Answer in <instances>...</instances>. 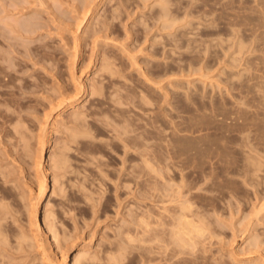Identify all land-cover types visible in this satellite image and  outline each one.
Returning a JSON list of instances; mask_svg holds the SVG:
<instances>
[{"label":"rangeland","instance_id":"1","mask_svg":"<svg viewBox=\"0 0 264 264\" xmlns=\"http://www.w3.org/2000/svg\"><path fill=\"white\" fill-rule=\"evenodd\" d=\"M0 19V264H47L35 241L46 242V210L53 251L70 264L80 250L106 264L118 243L128 247L115 264H167L186 247L181 236L182 253L168 245L183 205L188 223L205 221L192 228L204 244L189 241L197 260L188 245L174 264H264V0H0ZM79 79L86 100L59 129L58 104L79 95ZM154 227L161 242L146 245Z\"/></svg>","mask_w":264,"mask_h":264},{"label":"bare ground","instance_id":"2","mask_svg":"<svg viewBox=\"0 0 264 264\" xmlns=\"http://www.w3.org/2000/svg\"><path fill=\"white\" fill-rule=\"evenodd\" d=\"M164 2H165V1H164ZM91 6H92V5H91ZM91 8H92V7L89 8V12H90V14H86V15L92 16V15H91V12L93 11V8H92V9H91ZM96 8H97V7H96ZM93 12H94V11H93ZM6 17H7V16H6ZM85 18H86V17H85ZM4 19H5V18H4ZM0 20H1V19H0ZM10 20H11V19H10ZM88 20H89V19H88ZM12 22H14V21H12ZM171 22H172V21H171ZM0 23H1V22H0ZM5 23H6V22H5ZM167 23L169 24V22H167ZM165 24H166V23H165ZM173 24H175V22H174ZM6 25H7V24H6ZM21 25H22L21 28L23 29L25 26H24L23 24H21ZM170 25H171V23H170ZM9 26H10V25H9ZM170 27H171V26H170ZM13 28H16V27H12L11 31L13 30ZM18 28H19V27H18ZM26 28H27V27H26ZM14 30H16V29H14ZM14 30H13V31H14ZM23 30L26 31V32H28V29H23ZM17 37H18V36H17ZM26 37H27V36H26ZM103 66H104V65H103ZM111 66H112V65H111ZM105 68L107 69V68H108V65H107ZM110 69H111V68H110ZM74 75H75V73H74ZM81 78H82V77H81ZM79 80H80V79H79ZM76 81H77V80H76ZM78 82H79V81H78ZM76 89H78V88H76ZM79 89H80V93H79V95H78L77 97L74 95L75 97H72V98L70 97L71 99L69 98L68 102H63V103L61 102L60 104H58V105H59V108H58V106H57V108H58V112H59V113H58V115H54V116H56V118H54V123L52 122V123H53L52 125L55 126V125H57V123H58L57 121L60 122V120H61L60 118L62 117V116H61V112H62L67 106H69V109L71 108L70 111H72L73 114H74V110H75V109L77 110V108H80L79 105L82 104V103L86 100V97H87V94H88V86H87V83H86V81H85L84 79H81V80H80V82H79ZM98 90H99V89H98ZM100 91H101V90H100ZM100 91H98V92H100ZM76 112H78V111H76ZM76 112H75V114H76ZM79 112H80V111H79ZM73 114H72V115H73ZM80 114H83V113H80ZM80 114L78 113V115L76 114V116H75V115H73V116L71 115L72 117L75 116V117H74V119H75L74 121H75V122L77 121V120H76V117H77L78 121L82 119V118H80V117H81ZM79 115H80V116H79ZM54 116H53V117H54ZM60 116H61V117H60ZM78 117H79L80 119H79ZM47 119H48V117H47ZM59 119H60V120H59ZM61 121H63V119H62ZM78 121H77V122H78ZM63 122H64V121H63ZM63 122H62V123H63ZM146 125H147V124H146ZM54 126H53V127H54ZM57 126H58V125H57ZM58 127H59V126H58ZM60 127H61V125H60ZM60 127H59V129H60ZM56 129H57V128H56ZM57 130H58V129H57ZM156 133H160V132L158 131V132H156ZM48 134H50V133L48 132ZM150 134H151V133H150ZM153 134H154V133H152V136H153ZM161 134H162V132H161ZM161 134H160V136H162ZM73 135H74V134H73ZM163 135H165V134L163 133ZM77 136H78V135H77ZM154 136H155V134H154ZM156 136H158V134H156ZM156 136H155V138H156ZM261 136H262V135H261ZM150 137H151V136H150ZM263 137H264V136H263ZM141 138H142V137H141ZM148 138H149V137L147 136V139H148ZM158 138H159V137H158ZM73 139H75V140L77 141V138H73ZM136 139H137V138H136ZM143 139H144V138H143ZM147 139L145 138V139L142 141V142H144V143H146V142H150V143H146V145H142V147L144 146V147H143L144 152H147V151H148L146 146H150V145H152L153 142H154V139H152L153 142H151L152 140H150V138L148 139V141H147ZM163 139H164V138H163ZM133 140L135 141V138H134ZM138 140H139V139H138ZM140 140H141V139H140ZM156 140H157V139H156ZM130 141H131V140H130ZM136 141H137V140H136ZM162 141H164V140H162ZM128 142H129V141H128ZM158 142H161V140L159 139V140L156 142V144H159V145H160V143H158ZM149 144H150V145H149ZM161 144H162V143H161ZM127 145H128V144H127ZM153 145H154V144H153ZM153 145H152V146H153ZM159 145H156V147H157V146L159 147ZM128 146H131V145H128ZM128 146H127V147H128ZM162 146H163V144L161 145V148H162ZM142 147H141V148H142ZM133 148H135V147H133ZM161 148H158V149H161ZM138 149H139V148H138ZM145 149H146L147 151H145ZM148 149H149V147H148ZM150 149H153V147L151 148V146H150ZM136 150H137V147H136ZM136 150H135V151H136ZM128 152H129V151H128ZM159 153H162V152H159ZM52 154H53V153H52ZM126 154H127V151L125 152V155H126ZM134 154H135V153H134ZM140 154H141V153H140ZM140 154H139V155H136V158H137V156H141V157L143 156V157H144L143 152H142L143 155H140ZM145 155H146V157H147V158H145V159H146V160L149 159V156H150V155L147 156V153H146ZM157 155L159 156L158 158H160V155H161V154H160V155L157 154ZM165 155H166V154H165ZM131 156H132V155H131ZM153 156H154V155H153ZM153 156H152V157H153ZM162 156H163V154H162ZM51 157H52V155H51ZM143 157H142V158H143ZM152 157L150 156V159H151ZM154 157H155V156H154ZM154 157H153V159H154ZM59 158H61V157H59ZM138 158H139V157H138ZM125 159H127V158H125ZM128 159H129V158H128ZM145 159H144V160H145ZM62 160H64V159L62 158ZM131 160H132V158H131ZM131 160H130V161H131ZM141 160H143V159H141ZM155 160H156V159H154V161H155ZM59 161L61 162V160H58V162H59ZM123 161L126 162L125 160H123ZM123 161H122V162H123ZM154 161H152V160L149 161V160H148L147 162H148V163L150 162L149 164H148L146 161H145V162H146V164H148V166H149V165H151V166H155L154 163H153ZM62 162H65V161H62ZM62 162H61V163H62ZM128 162H129V161H128ZM131 162H134V161H131ZM142 162H143V164L145 163L144 161H142ZM151 162H152L153 164H151ZM156 162H158V163L156 164ZM164 162H165V160H164ZM39 163H40V164H39V167H40V168L43 167V166H45L46 163H47V161H46L45 156H44L43 153H41V157H40V162H39ZM126 163H127V162H126ZM162 163H163L162 161H158V160L155 161V164L157 165V166H155V168L157 169V171H156V169L154 168V169H155L154 171H156V173L158 172V175H159V176H158L157 174H156V175H157L158 179H160V180H163V179H161V178L164 177V175L162 174V172L165 171V170L163 169L164 165H162ZM165 163H167V158H166V162H165ZM57 164H60V163H56V164H55L56 167H57ZM62 164H63V163H62ZM135 164H136V163H135ZM137 164H138V163H137ZM140 164H141V163H140ZM140 164H139V165H140ZM124 165L126 166L125 163H124ZM161 165H162L163 167H162ZM165 165H166V164H165ZM130 166H131V163H130ZM130 166H128V169H129ZM141 166H144V165H141ZM53 167H54V165H53ZM53 167L51 166L52 169H54ZM131 167H132V166H131ZM131 167H130V168H131ZM149 167H150V166H149ZM161 167H162V168H161ZM166 167H167V166H166ZM142 168H143V167H142ZM128 169H127V171L132 170L133 167H132V169H129V170H128ZM161 170H163V171L161 172ZM44 171H45V170H44ZM49 171H50V170H46V171L44 172V173H45V174H44V176H45V179H44V185H43L42 188H41V196H42V198H41L40 201L38 202V208L41 207V206H44V205H45V200H44V198L49 194V191H50V190H49V186H48V185H49V173H50ZM136 171H137V170H135V171L132 170V172H134V173H135ZM132 172H131V174H128V172H127L126 174H128L130 177H129V176H128L129 178H128L127 176H126V177H127L129 180H130V179H133V182H134V181H136V178H135V177H136V174H135V177H134V176L132 175ZM145 172H146V171H145ZM151 172H152V171H151ZM138 173H139V172H138ZM141 173H142V172H141ZM126 174H125V175H126ZM152 174H155V173L152 172ZM138 175H139V174H137V176H138ZM141 175H142V174L139 175L140 177H138L137 180L139 181V180H141V178H142L141 181L144 180V181L146 182V179H143V178H145L144 174L142 175V177H141ZM146 175H147V174H146ZM162 175H163V177H162ZM132 176H133V177H132ZM152 177H153V176H152ZM160 177H161V178H160ZM139 178H140V179H139ZM155 178H156V176L154 175V179H155ZM147 179H148V180H147L148 182L151 180V179L149 180L148 176H147ZM126 180H127V179H126ZM126 180H125V181H126ZM152 180H153V178H152ZM125 181H124V183H125ZM127 181H128V180H127ZM127 181H126V182H127ZM131 181H132V180H131ZM131 181H130V182H131ZM141 181H140L139 185H141V183L144 182V181H143V182H141ZM154 181H157V178H156ZM164 181H165V180H164ZM150 182H151V181H150ZM162 182H163V181H162ZM162 182H161V183H162ZM127 183H128V182H127ZM158 183H159V181H158ZM154 184H155V183H154ZM137 185H138V183H137ZM145 185H147V184H144L143 186L147 188V186H145ZM151 185H152V184H151ZM151 185H150V186H151ZM158 185H159V184H158ZM158 185H157V186L154 185V186L156 187V188L154 187L155 190H154L153 188H151V189L148 188V189L150 190V194H151V191H153V192L155 191V194L152 192V193L154 194V195H152V196H155V195L157 194V192H161L160 189H162L163 187H161V186H160L161 184H160V185H159L160 188H159ZM163 186H164V185H163ZM167 186H168V185H167ZM169 186H171V184H170ZM172 186H173V185H172ZM175 186H176V185H175ZM139 187H140V186H139ZM157 187L159 188V191H158V188H157ZM176 187L178 188V186H176ZM176 187H175V188H176ZM141 188H142V185H141ZM141 188H138V190H140ZM146 188H144V189L146 190ZM171 188H172V187H171ZM175 188H173V189H175ZM177 188H176V189H177ZM135 189H136V188H135ZM144 189H141V190L139 191V193L141 194V195L139 194L140 197H142V195H145V194H147V192H149V191H145ZM156 190H157V192H156ZM131 191L133 192V190H131ZM131 191H130V192H131ZM163 191H165V188H163L162 192H163ZM172 191H173V190H172ZM175 191H176V190H175ZM178 191H179V189H178ZM132 192L129 193V195L132 194ZM180 192H181V191H179V193H180ZM169 193H170V191H169ZM173 193H174V192H173ZM148 194H149V193H148ZM148 194L145 195V196H148ZM159 194H160V193H159ZM176 194H177V193H176ZM183 194H184V193H183ZM133 195H134V194H133ZM165 195H166V194H165ZM178 195H179V194H178ZM152 196H151V197H152ZM157 196H158V195H157ZM172 196H173V194H172ZM174 196H175V195H174ZM174 196L171 197L170 199L175 200L176 197L174 198ZM183 196H184V195H183ZM189 196H190V195H189ZM178 197H179V196H178ZM143 198H144V197H143ZM152 198H153V197H152ZM162 198H163V197H162ZM165 199H166V198H165ZM167 199H168V198H167ZM179 199H180V198H179ZM181 200H182V199H181ZM184 200H185V198H184ZM150 201H152V200H150ZM153 201H154V200H153ZM186 201H188V200H186ZM155 202H156V201H155ZM169 202H170V201H169ZM169 202H168V205H169ZM171 202H173V201H171ZM178 202H179V200H178ZM192 202H194V201H192ZM152 203H153V202H152ZM160 203H161V202H160ZM174 203H175V202H174ZM179 203H180V202H179ZM179 203H178V204H179ZM181 203H182V202H181ZM181 203H180V204H181ZM186 203H188V202H186ZM165 204H166V202H165ZM170 204H172V203H170ZM176 204H177V203H176ZM178 204H177V205H178ZM182 204H183V203H182ZM188 204H189V203H188ZM188 204H187V205H188ZM155 205H156V204H155ZM161 205H162V204H161ZM191 205H192V203L190 204V206H191ZM171 206H172V205H171ZM183 206H184V208H183L182 205H181V207L183 208V209H182L183 211L181 212V210H180V212L185 214V212H186L187 210H185V205H183ZM190 206H189V207H190ZM169 207H170V206H169ZM141 208H142V207H141ZM147 208H148V207H147ZM156 208H158V207L156 206ZM166 208H167V207H166ZM179 208H180V207H179ZM186 208H187V206H186ZM191 208H192V206H191ZM191 208H190V209H191ZM194 208H195V207H194ZM49 209H50V208H49ZM190 209H188V211H189ZM262 209H263V208H262ZM164 210H166V209H165V206H164ZM191 210H192V209H191ZM50 211H51V210H50ZM50 211H49V210H46V212H47V213H46V214H47V215H46V216H47V217H46L47 221H46L45 224L43 223L44 225H43V224H40V222H39V217L36 218V221H37L36 223L38 224V231H39V233H40L41 235H44V237L46 236V238H45V239H46V242H45V243H42V242L39 240V238H38L39 235H36V234H35L36 236L34 235V236H35V239H36L35 241H37V243H38V247H39L38 249H40V250L43 252V255H44L43 257H44V260H46L47 264H70V263H71V262H70L71 259H69V256H70V255H68L69 252H68V253L65 252V254H64L63 256L59 257V256L56 254V252L53 251V250H54L53 247H52V244H53V243H51L50 240H54V241H55V240H58V239H55V238H57V236H55V234L52 233V232H54V230H52V229H53V228H52V227H53V224H52L53 221H52L51 225H50V222H51V217H52L53 213L51 214ZM159 211H160V210H159ZM184 211H185V212H184ZM199 211H200V210H199ZM261 211H262V210H261ZM175 213H176V212H175ZM181 213H180V214H181ZM170 214H171V213H170ZM184 214L181 215V216H180V215L178 216V221H177V219H176L177 217L175 218V219H176L175 222L177 221V223H176L177 225L175 224V222L173 223V225H174L175 227L178 226V223H180V224H182V225L178 226L179 229H178V227H177L176 229H175V227H174V229H175L174 232H175L176 230H178V231H177V232H179L178 235H176L177 232H175V235H174V232L172 231L173 229H171L172 232H171L169 235H171V234H173V235H171V237H170V238H171V240H170V243H171V244H168V245H172V244L174 245V243L177 242V241H175V239H174L176 236H178V237H176V239H178L179 236H181L183 239H185V238L187 239V236L190 235V234L192 235L193 231H195V230H192V228H193V229L198 228L196 224H200V222L202 221V219H201V221L199 220L200 222L196 223V221L194 222V220H193L192 222L189 221V223H188V220H189V219L191 220V217H192V219H193V215H192L191 217L185 219L187 216L184 215ZM187 214H188V212H187ZM193 214H194V216H196L195 212H193ZM146 215H147V214H146ZM167 215H169L168 212H167ZM189 215H191V214H189ZM198 215H199V214H197V217H198ZM53 217H54V216H53ZM53 217H52V219H53ZM168 217H169V216H168ZM179 217H181L182 219H180ZM150 218H151V217H150ZM158 218L160 219V217H158ZM171 218H172V217H171ZM201 218H202V217H201ZM143 219H145V218H143ZM153 219H154V218H153ZM183 219H184L185 221H183ZM194 219H196V217H194ZM199 219H200V218H199ZM181 220H182L184 223L186 222V225H187V223H188V224L191 223V224L193 225V226H192V225H188V227L190 228V230L187 229V226H185V224H184L183 222H180ZM186 220H187V221H186ZM196 220H197V219H196ZM143 221H144V220H143ZM42 222H43V221H42ZM142 223H143V222H141L140 224H142ZM144 223H145V221H144ZM144 223H143L141 226H144V227H145V226L148 224V225L146 226V228H149V223H147L146 225H145ZM159 223H160V224H159ZM159 223H157L158 226H160V225L163 224V223H161V222H159ZM193 223H194V224H193ZM204 223H205V221H204ZM204 223L201 222L200 226H202ZM151 224H152V223H151ZM157 225L155 226L156 229L158 228ZM183 225H184V227H185L186 229H185V228L183 229ZM194 225H196V226L194 227ZM51 226H52V227H51ZM133 226H134V225H133ZM163 226H165V224L162 225L161 227L163 228ZM190 226H191V227H190ZM136 227H137V226H136ZM139 227H140V226H139ZM152 227H153V226H152ZM155 227H154V234H150L152 237H153L154 235H155V236H158V234L156 233L157 230H155ZM180 227H182L181 230H180ZM203 227H204V225H203ZM205 227H206V225H205ZM205 227H204V228H205ZM168 228H169V227H168ZM170 228H172V227H170ZM199 228H200V227H199ZM149 229H150L151 231H153L151 228H149ZM150 230L147 229V230H145V232L148 233V232H150ZM179 230H180V231H179ZM186 230H187V232H186ZM205 230H209V229H205ZM141 231H142V230H141ZM147 231H148V232H147ZM188 231H189V232H188ZM191 231H192V232H191ZM0 232L3 233L2 230H1ZM50 232H51V233H50ZM160 232L162 233V231H160ZM180 232H182V233L180 234ZM49 233H50V234H54L53 236H54L55 238H54L53 236H52L53 239H51L52 237H47V235H48ZM120 233L122 234V232H120ZM146 233H145V234H146ZM151 233H153V232H151ZM155 233H156L157 235H156ZM158 233H159V229H158ZM189 233H190V234H189ZM195 233H196V231H195ZM37 234H38V233H37ZM143 234H144V232H143ZM179 234H180V235H179ZM182 234L185 235V237H184ZM186 234H188V235L186 236ZM193 234H194V233H193ZM198 234H199L198 236H203V235L205 234V232H203L202 235H201V233H198ZM119 235H120V234H119ZM126 235H127V233H126ZM150 235H147V236L145 237V240H147V241L145 242L146 245H147L148 241H149V242L151 241L150 243H148V244L151 245V243H153L152 241H154V243H155V241L158 240V238L155 237V236H154V239L156 238L157 240H156V239H155V240H152V237L149 238ZM159 235H160V233H159ZM191 235H190V236H191ZM196 235H197V233H196L195 235H192V238H194L193 241L191 240L192 238H191L190 236H188L189 239L186 240V241H187L189 244H188V243H185V242H186L185 240H184V241H181V237H180V239L178 240V242H179V241L181 242V243H180L181 245H180V244L177 245L176 243H175V244H176L177 246H179L180 248L186 246L185 249L187 248L188 245H189V246L191 245L190 242H195V245H197L201 240H203V237H202V239H201L200 237H198V236H196ZM2 236H3V234L1 235V237H2ZM34 236H33V237H34ZM122 236H123V234H122ZM130 236H131V235H130ZM139 236H140V235H139ZM174 236H175V237H174ZM195 236H196V237H195ZM1 237H0V240L2 241L3 239H1ZM126 237H127V236H126ZM158 237H159V236H158ZM162 237H164V236H163V233H162V235H161L160 238H162ZM172 237H174V238H172ZM204 237H205V235H204ZM41 238H42V237H41ZM41 238H40V239H41ZM121 238H122V237H121ZM133 238H134V237H133ZM146 238H149L150 240H148V239H146ZM160 238H159V239H160ZM190 238H191V239H190ZM195 238H198V239L200 238V240L197 239V240L199 241L198 243H197L196 241H194ZM130 239H131V238H130ZM137 239H138V238H137ZM137 239H136V240H137ZM140 239H141V240H144V237H142V234H141V238H139V240H140ZM172 239H173L174 241H173ZM145 240H144V241H145ZM171 241H172V242H171ZM189 241H190V242H189ZM205 241H206V240H205ZM56 242H57V241H55L54 243L57 244L58 242H57V243H56ZM132 242H133V239H132ZM134 242H135V241H134ZM157 242H161V241L158 240ZM178 242H177V243H178ZM182 242H184V243H182ZM1 243L4 244V242H1ZM1 243H0V245H2ZM35 243H36V242H35ZM141 243H142V241H141ZM162 243H163V241H162ZM168 243H169V242H168ZM200 243H201V242H200ZM200 243H199L198 245H200ZM121 244H122V243H121ZM124 244H125V243H124ZM127 244H128V243H127ZM164 244H165V242H164ZM182 244H183V246H182ZM186 244H187V245H186ZM201 244H204L203 241H202ZM53 245H54V244H53ZM59 245H60V244H59ZM59 245H56V246H58V249H59ZM161 245H162V244H161ZM168 245H165L166 248H169ZM176 245H174V248H175ZM198 245H197V246H198ZM118 246H119V247H122V250H123V251L121 250V248H118ZM177 246H176V247H177ZM189 246H188V247H189ZM191 246L194 247L193 243H192ZM191 246H190L189 249L187 248V250H186L188 254L191 253L190 255L194 254L193 252L196 250V247H197V246H195V247H194L195 249H193V248H191ZM0 247H2V246H0ZM61 247H62V246H60V248H61ZM123 247H124V249H125V245H124V246H120L119 243L117 244V247H116V248H118L119 250H121V251H119V254L124 252V253L122 254V255H124V254H125V251H126V253H127V247H128V246L126 245V249H125V250L123 249ZM171 247H173V246H170V248H171ZM179 247H178V248H175V249H177V251H178ZM81 248H83V246H82ZM141 248H142V247H141ZM145 248H146V247H145ZM148 248H151V247L149 246ZM148 248H147V251H146V252H148ZM166 248L164 247V250H165ZM151 249H152V248H151ZM171 249H172V248H171ZM175 249H174V252L176 251ZM182 249H183V254L185 255V252H186V251L184 252L185 249H184V248H182ZM190 249H192V250H191L192 252H189ZM59 250L61 251V249H59ZM59 250H58V251H59ZM67 250H69V249H67ZM79 250H80V249H79ZM79 250H78V251H79ZM149 250H150V249H149ZM161 250H162V249H161ZM169 250H170V249H169ZM169 250H168V251H169ZM180 250H181V249H179L178 252H180ZM193 250H194V251H193ZM204 250H205V248H204ZM63 251H65V250H63ZM63 251H62V252H63ZM75 251H76V250H75ZM111 251H112V252L115 251L116 253L118 252L117 249H115V250H114V249H113V250L111 249V250H110V253H111ZM142 251L144 252L145 250H142ZM153 251H154V250H153ZM153 251H152V250L150 251V255H149V256H151V253H152ZM168 251H167V253H168V254H171V255H170V257H171V256L174 254V252L172 253L171 250H170L169 252H168ZM172 251H173V250H172ZM177 251H176V253H177ZM83 252H84L83 250H80V251L78 252L76 258H75V256H74V263H75V262H76V264L84 263V262L82 261L83 259H85L84 261H86L87 263L89 262V261L86 260V258H88L87 256H89V255L87 254L86 258H84V256H85L86 254L83 253ZM115 252H114V253H111V254L108 253V255L110 254L111 256H110L109 259L107 258L108 256L106 257V258L108 259V260L106 259V260H107V261H106V262H107L106 264H109V263L111 262V260H113L112 258H113V257H116V256H117V258H119V260H120V258L122 259V257H121L122 255H121V254L119 255L118 253L116 254ZM146 252H144V253H146ZM195 252H196V251H195ZM75 253H76V252H75ZM141 253H142V252H141ZM148 253H149V252H148ZM165 253H166V252H165ZM180 253H182V252H180ZM187 253H186L185 256L188 257L189 255H188ZM196 253H197V252H196ZM196 253H195V254H196ZM59 254H60V253H59ZM152 254H153V253H152ZM183 254H181L180 257H184V258H185V256H184ZM83 255H84V256H83ZM106 255H107V254H106ZM126 255H127V254H126ZM144 255H145V254H144ZM165 255H166V254H165ZM165 255H164V256H165ZM177 255H178V254H176V256L174 255V256H175V259H176ZM119 256H120V257H119ZM164 256H163V257H164ZM166 256H167V255H166ZM168 256H169V255H168ZM168 256L166 257V259L169 258ZM174 256H172V257H174ZM198 256H199V255H198ZM203 256H204V255H203ZM232 256H233V255H232ZM92 257H93V256H92ZM92 257H91V255H90L89 260L92 259ZM180 257H177V258L182 259V258H180ZM190 257H193V255L190 256ZM200 257H201V256H199V258H200ZM188 258H189V257H188ZM193 258H194V262H195V260H197V259H196L197 257L195 258V255H194ZM193 258H191V261H192ZM231 258H232V257H231ZM95 259H96V258L94 257L93 262H94ZM124 259H125V257H124ZM166 259L164 258V260H166ZM171 259H172V258H169L170 261H167V260H166V261H167V264H168L169 262L171 263ZM173 259H174V258H173ZM173 259H172V263H173ZM175 259H174V260H175ZM179 259H178V261H179ZM202 259H203V257H202ZM204 259H205V257H204ZM204 259H203V261H204ZM234 259H235V257H234ZM234 259H233V260H234ZM236 259H237V258H236ZM75 260H76V261H75ZM97 260H98V259H97ZM117 260H118V259H117ZM119 260H118V261H119ZM164 260H163V261H164ZM183 260L186 261L187 258H186V259H183ZM200 260H201V258H200ZM207 260H208V259H207ZM81 261H82V262H81ZM108 261H109V263H108ZM114 261L116 262V264H118V261H116V259H114ZM178 261H177V263H178ZM191 261H190V262H191ZM201 261H202V260H201ZM164 262H165V261H164ZM174 262H175V261H174ZM181 262H182V260H181ZM192 262H193V261H192ZM194 262H193V263H194ZM197 262H200V261H197ZM197 262H196V264H198ZM90 263L92 264V261H91ZM123 263H124V262H122L121 264H123ZM185 263H188V262L186 261ZM88 264H89V263H88ZM111 264H115V263H113V261H112ZM164 264H165V263H164ZM173 264H174V263H173ZM175 264H176V263H175ZM183 264H184V262H183ZM190 264H191V263H190ZM201 264H202V263H201ZM207 264H208V263H207Z\"/></svg>","mask_w":264,"mask_h":264}]
</instances>
